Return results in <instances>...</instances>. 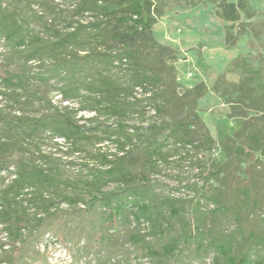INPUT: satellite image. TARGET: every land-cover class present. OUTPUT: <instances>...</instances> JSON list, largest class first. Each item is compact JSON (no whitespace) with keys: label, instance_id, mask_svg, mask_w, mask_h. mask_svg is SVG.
I'll use <instances>...</instances> for the list:
<instances>
[{"label":"trees","instance_id":"obj_1","mask_svg":"<svg viewBox=\"0 0 264 264\" xmlns=\"http://www.w3.org/2000/svg\"><path fill=\"white\" fill-rule=\"evenodd\" d=\"M88 12L102 18L88 24L71 20L64 29L45 25V35H41L19 12L6 11L0 0V40L11 56L22 57L19 65H12L15 59L2 65L6 60L0 59V227L5 235V241H0V264H46L39 246L47 236L77 248L85 258L94 255L97 264H107L110 257L97 256L108 249L113 252L122 238L133 246L137 258H148L154 264H194L208 256H213V264H264V219L259 220L260 228L251 229L244 223L246 213L264 204V191L258 184H228L231 195L217 194L211 201L217 212L233 216L234 231L206 230L207 220L200 212L192 221L182 219V227L175 230L167 214L180 216L183 207L136 182L124 161L101 155L105 169L74 182L64 178L56 160L41 151L37 143L41 138L64 139L77 152L80 143L96 136L80 124L79 112L117 119L118 128L110 136L125 151L134 138L125 121L135 89L140 88L160 113L167 111L171 100L175 102L173 72L165 64L154 66L148 61L155 59L151 53L156 45H135L152 39L151 1L79 0L74 16ZM95 40L111 41L119 48H92L80 55ZM32 61L38 63V71H33ZM125 66L130 69L126 82L121 83L111 72L126 71ZM51 81L59 84L57 90L64 101L79 102L78 109L70 112L67 107H54L50 113L29 114L28 110L45 100L35 84ZM201 90L199 86L187 90L181 100L195 106L207 93ZM191 122L203 124L190 110L185 118L152 126L155 131L147 156L153 160V154L162 152L157 136L165 132L192 145ZM260 128L257 124L256 130ZM213 142L208 132L204 144ZM3 173L13 178L7 182ZM110 183L116 188L103 191ZM132 225L133 230L120 231ZM143 225L146 229L141 233Z\"/></svg>","mask_w":264,"mask_h":264},{"label":"rangeland","instance_id":"obj_2","mask_svg":"<svg viewBox=\"0 0 264 264\" xmlns=\"http://www.w3.org/2000/svg\"><path fill=\"white\" fill-rule=\"evenodd\" d=\"M150 1L154 19L152 39L139 40L135 45L143 48L156 45V51L151 53L155 59L149 57L148 61L154 66L165 64L173 72L176 83L172 98L175 102L170 99L167 111L160 113L140 88L135 89L131 98L134 104L125 121L128 133L134 138L125 151H120L110 136L118 128L117 119L111 116L96 118L89 112H79L76 118L96 136L80 143L77 152L64 139L41 138L38 146L56 160L63 169L64 178L74 182L89 179L97 169H105L101 155L112 161L122 160L134 173L136 182L153 187L160 198L173 199L178 207H183L180 216L167 214L175 230L182 227V219L192 221L202 213L207 220L206 230L228 234L237 225L231 214L217 212V206L211 203L215 195H231L227 185L242 182L258 184L264 191V0ZM1 2L6 11L19 12L41 35H45V25L64 29L71 20L88 24L102 18L92 12L74 16L79 0ZM36 15L45 18L40 20ZM109 47L119 48L111 41L98 43L95 40L79 53L84 55L92 48L108 51ZM0 53H3L0 59L6 60L2 65L10 64L11 59H15L12 65L22 63V57L11 56L2 40ZM30 65L33 71H38V63L32 61ZM129 69V66L123 67L126 71L114 69L111 74L125 83ZM197 86L207 93L195 106L185 98L181 100L187 90ZM58 87L54 81L36 83L35 88L45 100L28 113L46 114L54 107H67L70 112L78 109L79 102L64 101ZM190 110L195 111L203 123L191 122L192 145L185 144V140L180 143L177 138L169 137L168 132L161 133L157 136V144L162 145V152L153 154L151 160L146 152L152 141L151 133L155 131L151 127L185 118ZM257 124L260 130H256ZM208 132L214 141L211 145L204 144ZM181 135L185 137L183 132ZM96 137L105 140L98 141ZM3 176L7 182L13 178L6 173ZM115 188L116 184L110 183L103 191ZM260 206L259 210L244 215L246 227H261L259 220L264 219V204ZM133 229L132 225L120 231L126 233ZM145 229L146 225L139 228L141 233ZM4 237L0 227V241H5ZM113 249L97 257H110L107 264H154L148 258H137L133 246L124 238ZM39 251L46 264L98 263L94 255L85 258L77 248L48 236L40 244ZM194 264H213V256L196 260Z\"/></svg>","mask_w":264,"mask_h":264}]
</instances>
